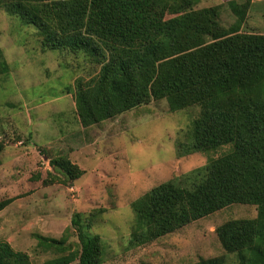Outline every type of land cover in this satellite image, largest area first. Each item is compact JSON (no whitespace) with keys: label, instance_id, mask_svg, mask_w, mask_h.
Masks as SVG:
<instances>
[{"label":"trees","instance_id":"trees-1","mask_svg":"<svg viewBox=\"0 0 264 264\" xmlns=\"http://www.w3.org/2000/svg\"><path fill=\"white\" fill-rule=\"evenodd\" d=\"M199 0H0V8L36 28L43 46L83 53L101 69L76 84V111L84 128L153 102L171 112L199 110L179 156L225 155L189 175L164 183L132 203L130 243L147 245L233 205L254 206L256 219L231 220L216 229L238 264H264V33L244 32L253 7L229 2L237 22L225 27L220 7L196 9ZM0 48V75L9 72ZM5 148L0 140L1 154ZM53 177L71 185L82 170L67 158L50 161ZM12 200L0 202V213ZM79 251L67 239L36 236L56 258L43 264H102L104 247L76 213ZM221 261V260H218ZM216 260L199 264H217ZM0 264H33L0 241Z\"/></svg>","mask_w":264,"mask_h":264},{"label":"rangeland","instance_id":"rangeland-1","mask_svg":"<svg viewBox=\"0 0 264 264\" xmlns=\"http://www.w3.org/2000/svg\"><path fill=\"white\" fill-rule=\"evenodd\" d=\"M232 1L247 0H199L196 9L220 7L222 24L231 27L237 22ZM244 32L264 33V2L250 9ZM42 40L36 28L0 8V48L10 68L0 75L5 145L0 202L12 200L0 213V241L26 253L33 264H43L57 255L38 247V235L66 238L71 251L80 250L72 226L78 213L103 241L102 264H238L237 256L223 249L216 229L231 220L256 219L254 206L233 205L150 244L130 243L133 202L230 151L227 146L212 155L179 156L199 110L173 113L164 100L84 128L76 111V84L98 74L101 66L83 53L46 49ZM59 157L83 172L71 185L53 177L50 161Z\"/></svg>","mask_w":264,"mask_h":264},{"label":"crops","instance_id":"crops-1","mask_svg":"<svg viewBox=\"0 0 264 264\" xmlns=\"http://www.w3.org/2000/svg\"><path fill=\"white\" fill-rule=\"evenodd\" d=\"M257 1H260V2H257ZM263 2H264V0H254V2H253V3H254L253 6L256 5V4H261V3H263Z\"/></svg>","mask_w":264,"mask_h":264}]
</instances>
